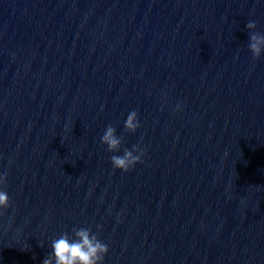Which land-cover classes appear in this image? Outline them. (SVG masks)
Instances as JSON below:
<instances>
[{
  "label": "water",
  "instance_id": "95a60500",
  "mask_svg": "<svg viewBox=\"0 0 264 264\" xmlns=\"http://www.w3.org/2000/svg\"><path fill=\"white\" fill-rule=\"evenodd\" d=\"M249 21L264 34V0H0V264H42L80 227L102 264H264ZM134 145L141 162L113 169Z\"/></svg>",
  "mask_w": 264,
  "mask_h": 264
},
{
  "label": "clouds",
  "instance_id": "9594fccd",
  "mask_svg": "<svg viewBox=\"0 0 264 264\" xmlns=\"http://www.w3.org/2000/svg\"><path fill=\"white\" fill-rule=\"evenodd\" d=\"M249 30L248 49L253 59H257L264 52V34L251 31L256 28L255 21H249L246 26ZM179 108V105L177 106ZM137 112L131 111L124 123V130L133 133L139 127ZM116 129L111 125L107 126L101 137V144L107 146V151H120L122 138L116 134ZM144 150L134 145L131 150L125 148L123 155L111 156L113 169L122 172L129 171L134 165L141 162ZM6 180V173L0 175V185ZM10 201L6 191L0 190V210H6ZM99 229V226H97ZM50 254L42 261V264H102L108 246L102 243L90 228L80 227L72 229V238L68 233H62L57 239L52 240Z\"/></svg>",
  "mask_w": 264,
  "mask_h": 264
}]
</instances>
